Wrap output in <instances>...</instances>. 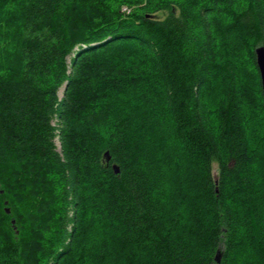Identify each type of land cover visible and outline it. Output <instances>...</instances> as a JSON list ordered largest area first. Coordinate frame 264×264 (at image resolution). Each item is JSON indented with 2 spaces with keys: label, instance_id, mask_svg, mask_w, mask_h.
<instances>
[{
  "label": "trees",
  "instance_id": "trees-1",
  "mask_svg": "<svg viewBox=\"0 0 264 264\" xmlns=\"http://www.w3.org/2000/svg\"><path fill=\"white\" fill-rule=\"evenodd\" d=\"M260 45L264 0H0V264H264Z\"/></svg>",
  "mask_w": 264,
  "mask_h": 264
},
{
  "label": "rangeland",
  "instance_id": "rangeland-1",
  "mask_svg": "<svg viewBox=\"0 0 264 264\" xmlns=\"http://www.w3.org/2000/svg\"><path fill=\"white\" fill-rule=\"evenodd\" d=\"M122 10L127 12L130 11V9L127 6H123ZM165 15H166L165 11L156 14V16L159 18H163ZM178 156H179L178 159L180 158V162H181L182 158L180 155ZM169 157L171 158V160L176 159L173 150L171 153H169ZM212 166H213L212 172L214 176L217 177L218 164L216 162H213ZM72 228H73V224L71 223L69 225V230L72 231ZM106 235L107 234L104 231V223H102V214L100 208H97L95 206L88 207L86 212V217L82 221V224L78 230L76 244H75V251L77 252L78 250L83 249L85 252L91 251V253H95V251L98 249L99 251L105 250L106 248L103 245H105L104 242L106 239ZM219 249L222 251L221 248Z\"/></svg>",
  "mask_w": 264,
  "mask_h": 264
},
{
  "label": "water",
  "instance_id": "water-1",
  "mask_svg": "<svg viewBox=\"0 0 264 264\" xmlns=\"http://www.w3.org/2000/svg\"><path fill=\"white\" fill-rule=\"evenodd\" d=\"M255 54H256V62H257V66L259 68L260 71V77H261V84H262V91H263V96H264V45H260L255 49ZM114 169L116 172H118V167L116 165H114ZM6 211L9 213L10 209L7 208ZM15 221L13 220V223ZM221 250L218 249L217 254H216V261L220 262V258H221Z\"/></svg>",
  "mask_w": 264,
  "mask_h": 264
}]
</instances>
